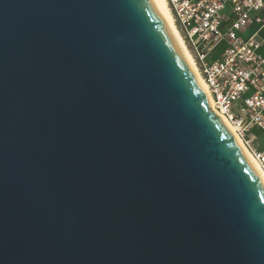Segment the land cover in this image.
I'll return each instance as SVG.
<instances>
[{"label": "water", "instance_id": "1", "mask_svg": "<svg viewBox=\"0 0 264 264\" xmlns=\"http://www.w3.org/2000/svg\"><path fill=\"white\" fill-rule=\"evenodd\" d=\"M0 264H264V186L155 0H0Z\"/></svg>", "mask_w": 264, "mask_h": 264}, {"label": "built area", "instance_id": "2", "mask_svg": "<svg viewBox=\"0 0 264 264\" xmlns=\"http://www.w3.org/2000/svg\"><path fill=\"white\" fill-rule=\"evenodd\" d=\"M165 1L215 113L264 174V137L253 133L264 134V0Z\"/></svg>", "mask_w": 264, "mask_h": 264}, {"label": "bare ground", "instance_id": "3", "mask_svg": "<svg viewBox=\"0 0 264 264\" xmlns=\"http://www.w3.org/2000/svg\"><path fill=\"white\" fill-rule=\"evenodd\" d=\"M155 1H156V3L159 4L160 9H161V11L163 13V16L166 19V21L168 23V26H169L172 34L174 35L180 50L182 51L186 61L188 62L189 66L191 67L193 75H194L196 81L199 83V86H200L203 94L207 98L212 113L215 114L218 117V119L220 121H222L225 124L226 128L230 131V133L233 136L234 140L236 141L237 145L241 147V149H242L244 155L246 156L248 162H250V164H251V166H252V168L254 170V173L256 174L257 178L260 179V181L262 182V184L264 186V174L261 171L258 163L256 161L252 160L250 154L246 150V147L243 146L241 139L239 137H237V135L231 129L229 124L224 120L223 116L222 115H217L215 113L213 105H212V102H211V98L209 97V94H208V89H207L206 83L203 82V79H202V77H201V75H200V73H199V71L197 69V66H195L194 59H193L191 53L189 52V50H186L185 45H184V43L182 41V38L177 32V29H176L175 24H174V19H172V15H171V13L169 11V8H168V5H167L166 1L165 0H155Z\"/></svg>", "mask_w": 264, "mask_h": 264}, {"label": "rangeland", "instance_id": "4", "mask_svg": "<svg viewBox=\"0 0 264 264\" xmlns=\"http://www.w3.org/2000/svg\"><path fill=\"white\" fill-rule=\"evenodd\" d=\"M256 135H258V137L263 140L264 134H262L260 131H258L257 129L254 130V132Z\"/></svg>", "mask_w": 264, "mask_h": 264}, {"label": "crops", "instance_id": "5", "mask_svg": "<svg viewBox=\"0 0 264 264\" xmlns=\"http://www.w3.org/2000/svg\"><path fill=\"white\" fill-rule=\"evenodd\" d=\"M262 16H264V12L262 13ZM252 29H253V27L249 31H251Z\"/></svg>", "mask_w": 264, "mask_h": 264}]
</instances>
